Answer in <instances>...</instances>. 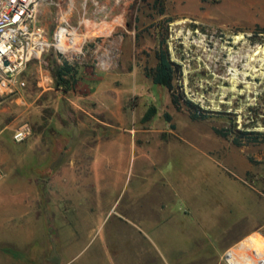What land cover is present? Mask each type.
Masks as SVG:
<instances>
[{
    "label": "rangeland",
    "instance_id": "obj_1",
    "mask_svg": "<svg viewBox=\"0 0 264 264\" xmlns=\"http://www.w3.org/2000/svg\"><path fill=\"white\" fill-rule=\"evenodd\" d=\"M116 19L107 36L97 35ZM62 26L92 36L73 60L51 46L28 64L19 77L25 86L0 99L6 122L15 119V131L33 129L47 117L55 150L64 142L85 149L103 142L129 154L134 142L158 164L140 168L132 160L116 193L61 203L65 221L78 225L74 242L50 239L43 196L36 214L21 205L0 213V264H229L230 246L254 233L264 237V136L239 137L264 133V0H48L38 11V33L54 44ZM161 49L175 65L179 108L171 91L147 76ZM63 62L75 72L68 92L55 85ZM60 126L76 127L73 139L56 134ZM98 206L95 227L88 210ZM129 208L150 222L169 219L147 229L135 216L123 218ZM9 237L15 244L3 245Z\"/></svg>",
    "mask_w": 264,
    "mask_h": 264
},
{
    "label": "crops",
    "instance_id": "obj_2",
    "mask_svg": "<svg viewBox=\"0 0 264 264\" xmlns=\"http://www.w3.org/2000/svg\"><path fill=\"white\" fill-rule=\"evenodd\" d=\"M6 121L7 117L0 109V168L4 174L0 178V213H15V207L21 205L27 210H34V214H36V208L39 207L40 199L43 196L47 228L50 231H55V234H50L49 237L55 241L58 239L60 243L77 240L75 231L78 229V225L65 221L64 211L60 207L61 203H66L76 197L75 200L79 202V198L83 200V195H91V197L99 199L102 195L116 193L126 182L132 160L138 159L140 168L142 164L145 167L148 162L154 165L158 164L155 163V159L148 157L146 149H141L134 142H129L127 145L129 154L121 151L115 153L114 150L118 144L103 145V142H97L87 149L80 148L73 142H64L59 143L58 150H55L46 137L51 123L47 117L39 122H43V126L33 127L32 135L27 142L15 143L12 139L15 132V119L11 122ZM75 132L76 127L60 126L56 134L70 135L68 138L71 139ZM119 146L122 150V146L126 145L119 143ZM103 150L104 152H102ZM55 152H58V155ZM37 166H41L43 169L38 170ZM140 174H142L141 171ZM136 195L142 198L143 194L137 193ZM15 196L18 197L17 203L15 200L11 202L8 200L10 197L15 199ZM53 205L56 210L54 212ZM111 210L112 205L106 213H110ZM158 211L164 212L161 207ZM88 213L91 217H83L82 221L87 218L91 221L94 220L93 223L96 224L94 226L99 227L103 211L98 206L96 210H88ZM123 215L126 220L128 219L127 215L135 216L141 220L140 224H145L147 229H156L169 219L158 220L156 218V222H150L153 218H148L147 213L136 212L130 208L129 210L125 209ZM7 220L13 221V216H9ZM56 235H58L57 238ZM249 236L245 240L250 238ZM9 238L4 240L3 245L15 244V237ZM242 239L234 244H237L235 247L245 241L240 242ZM234 245L230 246L226 252L230 248V251L233 250ZM227 257L229 258L228 255ZM229 262H231L230 259Z\"/></svg>",
    "mask_w": 264,
    "mask_h": 264
},
{
    "label": "built area",
    "instance_id": "obj_3",
    "mask_svg": "<svg viewBox=\"0 0 264 264\" xmlns=\"http://www.w3.org/2000/svg\"><path fill=\"white\" fill-rule=\"evenodd\" d=\"M47 1L0 0V99L15 95L19 88L25 86V83L20 81V74L31 61L39 59L51 46L68 60H73L81 52L80 49L69 56L55 47V40L54 44H50L38 33V11ZM31 134L30 125L23 124L14 132L12 139L19 143ZM2 174L0 168V176Z\"/></svg>",
    "mask_w": 264,
    "mask_h": 264
},
{
    "label": "trees",
    "instance_id": "obj_4",
    "mask_svg": "<svg viewBox=\"0 0 264 264\" xmlns=\"http://www.w3.org/2000/svg\"><path fill=\"white\" fill-rule=\"evenodd\" d=\"M162 0H155V3L158 5ZM156 57V65L153 69H151L147 76L152 79L154 85H159L166 87L169 91H171V101L172 104L176 107H180V98L177 95H174L173 92V79L175 74V65L170 60L169 55L166 50L161 49L158 50L155 54ZM55 85L56 87L62 89L64 92H68L71 90V84L69 83V79L75 78V72H73V66L68 64L67 62H63L61 66L57 68L54 73ZM185 105L190 112V116L193 120L199 118L200 114L197 111V107L190 101H185ZM153 113L155 112L152 109ZM218 135L226 136V134L221 130H215ZM264 136V133L254 132V131H243L240 132V138H244L247 142H256L259 137ZM236 145H240L237 139L234 141Z\"/></svg>",
    "mask_w": 264,
    "mask_h": 264
},
{
    "label": "bare ground",
    "instance_id": "obj_5",
    "mask_svg": "<svg viewBox=\"0 0 264 264\" xmlns=\"http://www.w3.org/2000/svg\"><path fill=\"white\" fill-rule=\"evenodd\" d=\"M73 6L72 2L71 9H69L67 15L63 17L64 19H62L64 22L68 21V17ZM120 22L121 21L119 19H116L113 23L105 22L101 25L100 30L96 32L97 35L99 37L107 36L113 27ZM73 29L74 28L70 29L62 26L58 29L55 37V47L67 53L69 56L74 51L80 50L86 39H89L92 36L89 33H86L83 37V35L79 34L76 29L75 31ZM227 255L229 256L228 262L230 259V263L232 264H261L264 262V237L260 234H256L254 237L246 239L242 244L235 247L233 250H229Z\"/></svg>",
    "mask_w": 264,
    "mask_h": 264
}]
</instances>
